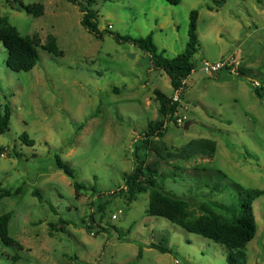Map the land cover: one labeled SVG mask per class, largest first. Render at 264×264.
Returning a JSON list of instances; mask_svg holds the SVG:
<instances>
[{"label":"rangeland","instance_id":"374dc122","mask_svg":"<svg viewBox=\"0 0 264 264\" xmlns=\"http://www.w3.org/2000/svg\"><path fill=\"white\" fill-rule=\"evenodd\" d=\"M21 1L43 5L45 13L35 18L13 0H0V18L22 37H36L40 52L31 72L15 73L0 43V112L7 104L12 109L0 145L20 156H0V189L21 190L0 201V216L12 215L9 235L23 247L0 243V264H228L226 248L149 216V194L128 206L119 192L137 165L136 147L140 160L158 171L159 185L189 201L195 216L203 204L239 205L236 184L264 191V99L250 86L264 87V0H111L94 6L101 32L152 35L169 59L185 51L190 13L198 12L200 51L178 108L191 124L184 130L166 121L162 140L170 154L192 141L215 143L213 158L197 152L189 161L161 160L153 151L159 138L142 148L149 124L161 119L154 91L174 95L170 79L153 68L147 53L109 34L89 33L80 10L66 0ZM49 36L63 57L46 52ZM230 58L241 62L245 76L202 71L204 60ZM23 135L34 146L24 144ZM57 155L75 180L55 168ZM75 181L86 188L79 199ZM253 210L258 232L247 246V264H264V196ZM163 240L171 253L150 248Z\"/></svg>","mask_w":264,"mask_h":264},{"label":"trees","instance_id":"16d2710c","mask_svg":"<svg viewBox=\"0 0 264 264\" xmlns=\"http://www.w3.org/2000/svg\"><path fill=\"white\" fill-rule=\"evenodd\" d=\"M9 1V0H8ZM76 6L82 13V26L87 31L97 38H102L104 34H109L115 38L118 43H131L139 49L143 50L150 57V62L154 69L162 70L170 79L173 90H178L184 80L192 75L196 70L194 62L195 56L200 51L198 38V19L197 11L190 13V23L188 31V42L185 51L177 55L173 59L165 57V53H160L154 44L153 36L149 35L146 38L135 39L131 36H120L109 31L101 32L98 28L97 18L98 13L94 10V6L98 1L110 2L111 0H66ZM172 5H178L177 0H167ZM260 3L261 0H258ZM19 8L17 10L25 11L28 15L35 18L42 17L45 13L43 5L25 6L22 1L13 0ZM14 7V6H12ZM0 43L7 51V67L15 73L31 72L40 61L39 41L36 37H22L20 33L10 25L7 18H0ZM47 53L55 57H63L64 52L57 47L55 37L49 36L45 46ZM240 76H245L240 69ZM254 95L258 99H264V87H256L255 83H250ZM155 98L159 103L158 122L149 124V132L145 135L141 145L143 149H148L155 138H159V144L153 151L161 160L176 159L189 161L193 156L200 152L203 156L213 158L216 152L214 142L198 140L192 141L185 145L178 153L170 154L167 145L163 142L166 131V121H173V115L179 108L178 104H172V99L159 90L154 91ZM12 117V109L7 104L0 112V135H5L10 131ZM21 140L28 146H34V142L28 140L27 135H23ZM162 141V142H161ZM140 148L136 147L135 158L137 165L134 170L125 175V189L119 193L128 206L136 202L141 195L149 194V206L147 213L151 217L165 219L173 225L187 231L188 233L203 237L204 239L214 243L215 245L226 248L228 252V264H247V246L256 237L258 228L253 210V203L264 196V191L260 190H245L240 185L236 184V188L241 196L239 205L224 206L222 204L212 202V204H203L199 206V216H195L191 212V204L189 201L168 193L158 183V171L154 166L146 163L145 160H140L138 155ZM8 154L13 158H20L16 152H9L7 147L0 145V156ZM55 168L63 172L67 177L75 180V172L72 170L58 155L55 157ZM218 174L226 178V175L221 171ZM164 180V179H163ZM76 198L81 197V191L86 188L75 181L74 183ZM21 193L20 189L16 191L0 189V201L4 198H11ZM33 196L42 204L45 203L44 196L34 191ZM221 211V214H216L214 210ZM99 212L103 214L106 206L100 205ZM103 216V215H102ZM104 217V216H103ZM101 217V219H103ZM12 218L10 213L0 216V243L9 248H15L18 251H23L20 243L15 241L9 235V223ZM95 223V221H94ZM100 226V225H99ZM101 228V227H100ZM89 227L88 230H93ZM102 229V228H101ZM104 230V229H103ZM165 240L160 244H151L150 248L158 250L162 254L171 253L172 250L164 246Z\"/></svg>","mask_w":264,"mask_h":264},{"label":"built area","instance_id":"2783aa9c","mask_svg":"<svg viewBox=\"0 0 264 264\" xmlns=\"http://www.w3.org/2000/svg\"><path fill=\"white\" fill-rule=\"evenodd\" d=\"M110 29V28H109ZM203 68L202 71L207 75L211 77H217L220 75V73L224 70L229 71L231 74L240 77V66L241 62L236 61L234 58H230L227 61L219 60L215 62H211L208 60H204L203 62ZM256 87H260L261 85L258 83H255ZM187 88V80H184L182 82L181 87L178 90L174 91V95L172 96V104H178L182 105V98ZM177 127L182 128L186 125L188 122V118L184 113H180L179 110L175 112L173 115V121H172ZM113 219H117L116 216L113 217Z\"/></svg>","mask_w":264,"mask_h":264},{"label":"water","instance_id":"95a60500","mask_svg":"<svg viewBox=\"0 0 264 264\" xmlns=\"http://www.w3.org/2000/svg\"><path fill=\"white\" fill-rule=\"evenodd\" d=\"M191 122H187L186 125L184 126V130H188Z\"/></svg>","mask_w":264,"mask_h":264},{"label":"crops","instance_id":"0c3cea01","mask_svg":"<svg viewBox=\"0 0 264 264\" xmlns=\"http://www.w3.org/2000/svg\"><path fill=\"white\" fill-rule=\"evenodd\" d=\"M165 53V52H164Z\"/></svg>","mask_w":264,"mask_h":264}]
</instances>
